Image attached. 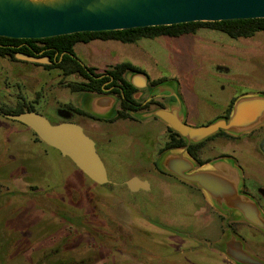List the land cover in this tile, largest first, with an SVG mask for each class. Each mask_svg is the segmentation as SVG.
Segmentation results:
<instances>
[{"label": "rangeland", "instance_id": "rangeland-1", "mask_svg": "<svg viewBox=\"0 0 264 264\" xmlns=\"http://www.w3.org/2000/svg\"><path fill=\"white\" fill-rule=\"evenodd\" d=\"M76 54L96 68L128 62L152 80H171L191 127L224 115L232 96L264 95V33L231 39L201 29L176 39L90 43ZM18 69L32 92L44 87L36 112L55 121L59 106L81 108L83 94L58 87L56 73L33 64ZM77 122L89 134L90 126ZM107 127L111 148L98 153L111 187L91 182L26 126L0 115V264H232L220 251L223 217L189 184L151 165L166 140L162 123L140 118ZM227 152L247 178L264 180L259 153L236 142ZM132 177L150 189L129 192L123 185ZM242 233L255 246L257 234L246 227Z\"/></svg>", "mask_w": 264, "mask_h": 264}, {"label": "water", "instance_id": "water-1", "mask_svg": "<svg viewBox=\"0 0 264 264\" xmlns=\"http://www.w3.org/2000/svg\"><path fill=\"white\" fill-rule=\"evenodd\" d=\"M248 19H264V0H0V37L8 39H46L84 32ZM16 58L46 63L21 54ZM59 115L69 116L66 111H60ZM151 116L186 143L183 148L165 152L158 162L159 169L198 186L215 209L233 211L243 221L264 230V218L255 203L239 193L241 171L231 159L214 160L193 170L194 162L187 155L191 144L220 131L240 135L264 125V95L241 96L233 103L227 119L219 118L200 127L184 123L178 101L169 109H157L140 118ZM6 117L30 129L46 146L69 159L91 182L98 186L114 185L93 141L80 126L71 122L53 125L34 112ZM261 150L264 153V141ZM124 185L131 193L150 189L147 181L136 177L126 180ZM231 242L235 243L233 249L227 250L221 243L220 251L233 264H264L243 251L239 240L231 238Z\"/></svg>", "mask_w": 264, "mask_h": 264}, {"label": "flooded vegetation", "instance_id": "flooded-vegetation-1", "mask_svg": "<svg viewBox=\"0 0 264 264\" xmlns=\"http://www.w3.org/2000/svg\"><path fill=\"white\" fill-rule=\"evenodd\" d=\"M109 41L111 40H93L88 43H78L72 48V53L67 50H63V52L59 55V59H56L59 54V49L56 46H53L51 42L43 41V39H14V41L0 39V115L7 118L6 115H16L21 112H34L44 116L42 113L36 112L34 109L35 106L42 105L44 98L42 93L45 91L44 87H40L39 90L32 92V82H30L29 79H26L24 75L19 72V69L16 70L20 64H33L35 68L41 69L47 75L56 73L58 78V87L68 89L71 93L83 94L79 103L81 108H73L67 105H62V107L59 106L55 109V121H51L46 116L44 117L53 125L63 122H71L80 126L77 119L78 121L87 123L90 126L89 134L86 133L85 127H80L83 133L93 141L95 151L98 155V151L107 153L111 148V140L108 138L110 134L107 127L108 125H112L119 121L136 123L140 119L141 115L151 113L157 109H169L177 103L176 99L171 95H176L179 99L178 101L181 106L184 123L187 124L186 119L188 114L185 113V109H183V106L185 105L184 101L178 94V88L175 86L173 87V85L170 84L171 82L169 81L171 80L165 78L152 80L138 68L136 71H127L119 74L120 71L113 69L115 64L96 68L94 66L86 65L80 61L76 54L79 46ZM18 54L41 59L46 61V63H36L17 59L16 55ZM64 54L69 56L74 63H69L68 66L65 65L62 60ZM75 66H79V69L75 68ZM14 67L16 68L13 69ZM68 67H73L76 71V73L72 75V80L68 74ZM8 68H10V73L2 77L1 73L8 72ZM142 77H145L144 82H142ZM73 80L77 82V85L85 86L86 90L72 92L68 88V85L72 84ZM93 81L100 85L99 89H97L95 85L91 84ZM132 82L137 86L133 85ZM240 96L242 95L232 96L228 106L233 104ZM227 110L228 107L226 109V113L218 116L217 119H227L229 116ZM60 111H66L69 116L67 118H63L59 115ZM125 113L128 114L127 117H120V115ZM146 118H153L160 121L153 116ZM160 122L162 123V126L165 127V132L162 131V135L164 136L165 134L167 140L170 136V129L162 121ZM208 124H210V122L205 125ZM220 132L222 133L215 134L214 136L202 141L203 143L196 151L195 157L191 156L187 149V155L194 162L193 170L201 168L214 160L231 159L241 171L239 193L251 199L264 218V180H261L258 177H248V179L244 170L237 164L236 159H234V157L227 152V145L229 143L236 142L239 147L246 145L264 158V153L261 150V144L264 141V125H261L248 133L240 135H230L223 131ZM165 141H162L161 147L157 149L159 154L164 151L162 150L159 152V150L164 149L163 145ZM218 149L224 151L216 156H213V152ZM164 153L165 152L158 156V159L156 160L157 163L162 158ZM156 161H152L151 163L154 168ZM160 173L162 175L172 176L173 178L179 180L175 176L163 171ZM179 181L185 183L181 180ZM249 181L250 183H247ZM189 185L190 189L196 192L199 196L201 195L202 197H205L203 191L198 186L195 184ZM141 191L142 190H139L136 193ZM215 210L219 213L218 215L220 218L223 217V247L227 250L233 249L235 243L231 242V238H236L242 243L243 251L258 261L264 263V230L243 221L239 215L233 211ZM245 227L257 234V236L255 235L256 237H254L256 241L255 246H252L250 241L246 239L245 234L242 233V230Z\"/></svg>", "mask_w": 264, "mask_h": 264}, {"label": "trees", "instance_id": "trees-1", "mask_svg": "<svg viewBox=\"0 0 264 264\" xmlns=\"http://www.w3.org/2000/svg\"><path fill=\"white\" fill-rule=\"evenodd\" d=\"M201 29H209L221 32L227 35L231 39H239V38H251L257 33H264V19H248V20H230V21H221V22H195V23H186V24H177L171 26H157V27H144V28H135L129 30H122V31H113V32H96V33H77L72 35H65V36H58L53 38H46L43 41H48L56 46L59 49V54L56 59H59V55L63 50H67L68 52L72 53V48L74 45L78 43H88L93 40H111L120 42L123 44H134L139 40L142 39H154L158 37H167V38H181L184 36H192L195 35ZM0 39L14 41V39H8L0 37ZM65 65H69V63H74V61L67 55H63L62 58ZM75 68L79 69V66H75ZM69 69V76L72 80V75L76 73L73 67H68ZM113 69L120 71L119 74L125 73L127 71H136L137 67L128 63V62H121L117 63L113 66ZM77 82L73 80L72 84L68 85V88L72 92L77 91H85L86 87L82 85H77ZM92 85H95L97 89L100 88L99 84H96L94 81L91 82ZM233 104L228 106L227 113L229 114L231 111ZM22 113V112H21ZM128 114L125 113L120 115V117L124 118L127 117ZM31 131V130H30ZM32 132V131H31ZM170 136L164 143V149L159 150L163 152L173 150V149H180L185 146V141L175 132L169 130ZM222 132H218L220 134ZM35 139L41 142L38 137L32 132ZM203 142L197 144H191L188 147V153L191 156H196V151L201 147ZM44 144V143H43ZM45 145V144H44ZM162 152V153H163ZM160 153V154H162ZM160 154L158 156H160ZM156 171L161 172L158 167L157 161L154 164ZM106 186V185H105ZM108 186H112L109 184ZM125 188L126 186L123 185Z\"/></svg>", "mask_w": 264, "mask_h": 264}]
</instances>
